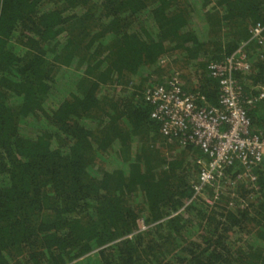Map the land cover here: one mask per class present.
Returning <instances> with one entry per match:
<instances>
[{"label":"trees","instance_id":"16d2710c","mask_svg":"<svg viewBox=\"0 0 264 264\" xmlns=\"http://www.w3.org/2000/svg\"><path fill=\"white\" fill-rule=\"evenodd\" d=\"M256 23L264 0H0V264H264V164L232 202H187L199 151L150 147L164 139L142 95L181 52L187 89L215 104L206 63ZM263 46H246L245 93L264 85ZM263 105H246L252 130Z\"/></svg>","mask_w":264,"mask_h":264},{"label":"built area","instance_id":"2783aa9c","mask_svg":"<svg viewBox=\"0 0 264 264\" xmlns=\"http://www.w3.org/2000/svg\"><path fill=\"white\" fill-rule=\"evenodd\" d=\"M263 31L264 24L256 23L249 37L228 56L206 63V75L218 86L215 104H209L199 91L187 89L177 71L144 88L143 99L151 107L149 116L158 123L162 137L199 151L194 156L197 171L191 183L193 194L187 202L200 196L211 205L238 181L255 185L252 170L264 164V121L252 130L246 105L263 101L264 85H251L245 93L241 75L250 70L246 46L249 42L262 44ZM231 167L237 169L234 176L228 174ZM229 195H234L233 191Z\"/></svg>","mask_w":264,"mask_h":264},{"label":"rangeland","instance_id":"374dc122","mask_svg":"<svg viewBox=\"0 0 264 264\" xmlns=\"http://www.w3.org/2000/svg\"><path fill=\"white\" fill-rule=\"evenodd\" d=\"M193 2H194V0H193ZM211 5V4H210ZM210 5L208 4V5H206L205 6V9L207 10V9H209V7H210ZM196 6H198L197 4H196ZM197 10V9H196ZM198 11V10H197ZM193 23H194V25L197 27V28H200V27H198L199 26V23H200V20H199V18H198V16H197V14L196 13H193ZM212 13L211 12H209L208 13V16H210V18H213L212 17ZM213 31L215 30V27H213V28H211ZM202 31L203 30H201V34H202ZM262 49H264V46H263V48ZM182 53L180 52V54L179 53H177V52H172V51H169V52H167V53H165L163 56H161L160 57V59H162L163 60V62H159V64L161 65V69H160V71H159V73L158 74H156V75H153V77H152V84L153 83H156L157 81H161V80H163L164 78H166L171 72H173V71H177V72H179V74H180V76L182 77V80H183V83H184V85H185V87L187 86V87H194V86H196V83H197V81H198V78H197V73L198 72H196L197 70H195V68H193V67H191V66H188V65H186V60L183 58V56L181 55ZM203 57H200V56H198V60L200 61V59H202ZM207 58L205 57V59L204 60H206ZM153 81H155V82H153ZM57 85H56V87L58 86V85H61L60 83L58 84V83H56ZM248 87H247V91H250L251 90V85H247ZM55 87V88H56ZM186 87V88H187ZM112 89V88H111ZM111 89H108V91L110 92L111 91ZM61 90V89H60ZM60 92V91H59ZM104 92H107V91H104ZM103 92V93H104ZM58 94V93H57ZM56 94V95H57ZM105 95V94H104ZM58 96H60V95H58ZM48 101H53V98H50ZM260 108L261 109H263L264 108V105L263 106H260ZM160 136H161V138L162 139H164L165 140V138L164 137H162V135L160 134ZM164 140H149L148 142H147V144H149L150 145V147H153L154 149H155V151L157 150L158 151V153L159 154H161L163 157H165V158H167V157H170V155H175L176 154V152H178V149H179V147H178V149L177 148H173V147H171V146H169V145H167V143L164 141ZM91 164H92V166L94 167V168H97V169H100V168H102L103 167V165H104V162L103 161H100V159H98V158H91V162H90ZM240 181H238V182H236L234 185L236 186V184L237 183H239ZM232 186V188L230 187H228L229 189H226V190H223L222 191V193H221V196H223V195H228L229 196V198L231 197L230 195H229V192H230V190L231 191H233V189H234V187L235 186ZM205 192H208L207 190L205 191ZM235 195V194H234ZM234 195H232V196H234ZM200 197V196H199ZM228 198V199H229ZM253 198V197H252ZM251 198V199H252ZM227 199V200H228ZM237 199V198H236ZM251 199H249V200H251ZM222 200H225V198H223V199H221V201ZM229 201H233V199L232 198H230V200ZM236 201H240V203H241V200H236ZM137 226H138V230L139 231H141V230H144V229H146V224L142 221V217L140 216V218H138L137 219ZM115 233H117V232H115ZM116 236H117V234H116ZM115 237V236H114ZM119 237H116V238H114L113 240H115V239H118ZM110 242V241H109ZM240 243H236L235 245H239Z\"/></svg>","mask_w":264,"mask_h":264},{"label":"crops","instance_id":"0c3cea01","mask_svg":"<svg viewBox=\"0 0 264 264\" xmlns=\"http://www.w3.org/2000/svg\"><path fill=\"white\" fill-rule=\"evenodd\" d=\"M166 143H167V145H169V146H171V147H173V148H177L178 149V147H179V145L177 144V143H175V142H173V141H170V140H164ZM181 147H179V149H180Z\"/></svg>","mask_w":264,"mask_h":264}]
</instances>
